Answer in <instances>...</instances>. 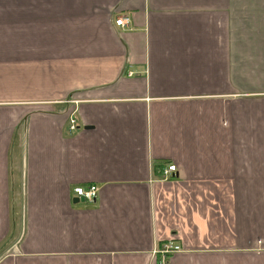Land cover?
Returning a JSON list of instances; mask_svg holds the SVG:
<instances>
[{
  "label": "crops",
  "instance_id": "0c3cea01",
  "mask_svg": "<svg viewBox=\"0 0 264 264\" xmlns=\"http://www.w3.org/2000/svg\"><path fill=\"white\" fill-rule=\"evenodd\" d=\"M163 263L264 264V0H0V264Z\"/></svg>",
  "mask_w": 264,
  "mask_h": 264
},
{
  "label": "built area",
  "instance_id": "2783aa9c",
  "mask_svg": "<svg viewBox=\"0 0 264 264\" xmlns=\"http://www.w3.org/2000/svg\"><path fill=\"white\" fill-rule=\"evenodd\" d=\"M116 26L124 28L130 24V19L128 17H119L116 22ZM72 129L75 130V121L72 120ZM176 166L171 165L163 172V178L168 179L173 173L176 172ZM75 196L77 199H83L84 202H94L99 194V188L95 185L89 186L88 188L76 187L74 189ZM181 247L174 243H166L161 246L160 253L166 259L169 255L181 252ZM165 264V263H163Z\"/></svg>",
  "mask_w": 264,
  "mask_h": 264
},
{
  "label": "water",
  "instance_id": "95a60500",
  "mask_svg": "<svg viewBox=\"0 0 264 264\" xmlns=\"http://www.w3.org/2000/svg\"><path fill=\"white\" fill-rule=\"evenodd\" d=\"M80 202H84V200H83V199H76V200L74 201V203H76V204H78V203H80Z\"/></svg>",
  "mask_w": 264,
  "mask_h": 264
}]
</instances>
